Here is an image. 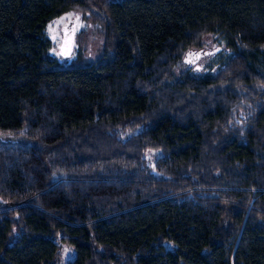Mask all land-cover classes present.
Wrapping results in <instances>:
<instances>
[{"label": "trees", "instance_id": "obj_1", "mask_svg": "<svg viewBox=\"0 0 264 264\" xmlns=\"http://www.w3.org/2000/svg\"><path fill=\"white\" fill-rule=\"evenodd\" d=\"M68 11L103 26L96 58L54 50ZM19 136L42 147L0 145V264L59 243L65 264H264V0H0Z\"/></svg>", "mask_w": 264, "mask_h": 264}, {"label": "rangeland", "instance_id": "obj_2", "mask_svg": "<svg viewBox=\"0 0 264 264\" xmlns=\"http://www.w3.org/2000/svg\"><path fill=\"white\" fill-rule=\"evenodd\" d=\"M102 31L103 26L100 23L93 21L87 15H83L75 11H68L62 14L60 17L52 20L46 27L47 34L50 35L56 43V48L54 49L55 51L58 52L61 47L60 54L66 55L71 43L70 37L72 36V52L70 56L74 57L77 53H81L88 60L96 58L102 48ZM64 35L65 41L62 44V38ZM212 47H214V45L211 44V40H208L205 48L210 49ZM214 49L216 48H213L212 50ZM207 51L208 50H205L204 52ZM70 56L64 57L69 59L71 58ZM6 139L8 141H6V143L0 141V145L6 146L8 144V147L33 149H39L42 147L40 142L23 136ZM19 143L23 146H20ZM74 255L75 250L72 247L59 243V254L54 264H65L67 261L73 259Z\"/></svg>", "mask_w": 264, "mask_h": 264}, {"label": "water", "instance_id": "obj_3", "mask_svg": "<svg viewBox=\"0 0 264 264\" xmlns=\"http://www.w3.org/2000/svg\"><path fill=\"white\" fill-rule=\"evenodd\" d=\"M64 41H65V38L63 37V38H62V44L64 43ZM70 41H71V43H70V46H69V48H68V52H67L66 55H63V56L68 57V56H70V54H71V52H72V36L70 37ZM60 48H61V47H60ZM60 48H59V52H61V51H60ZM187 59H188V57L185 59V61H187Z\"/></svg>", "mask_w": 264, "mask_h": 264}, {"label": "flooded vegetation", "instance_id": "obj_4", "mask_svg": "<svg viewBox=\"0 0 264 264\" xmlns=\"http://www.w3.org/2000/svg\"><path fill=\"white\" fill-rule=\"evenodd\" d=\"M64 34H65V32H64ZM64 38H65V35H64Z\"/></svg>", "mask_w": 264, "mask_h": 264}]
</instances>
